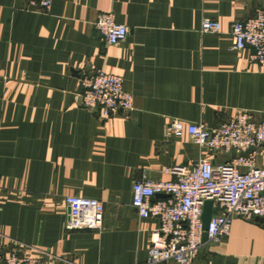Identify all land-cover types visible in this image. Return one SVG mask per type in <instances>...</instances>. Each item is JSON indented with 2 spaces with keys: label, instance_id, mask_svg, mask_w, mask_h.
I'll return each instance as SVG.
<instances>
[{
  "label": "crops",
  "instance_id": "crops-1",
  "mask_svg": "<svg viewBox=\"0 0 264 264\" xmlns=\"http://www.w3.org/2000/svg\"><path fill=\"white\" fill-rule=\"evenodd\" d=\"M27 7L0 0V253L15 247L37 264H146L159 219L138 216L134 182L172 181L168 168L231 158L188 135L168 137L169 123L216 127L238 111L264 116V64L250 60L251 49H231L233 23L264 9V0ZM102 13L129 28L125 41L109 45L98 34ZM206 18L220 31L202 33ZM100 69L123 78L131 112L101 119L82 106V83ZM257 166L264 168V147ZM70 196L104 204L102 229L66 230ZM193 264H264L262 223L235 219Z\"/></svg>",
  "mask_w": 264,
  "mask_h": 264
},
{
  "label": "built area",
  "instance_id": "built-area-1",
  "mask_svg": "<svg viewBox=\"0 0 264 264\" xmlns=\"http://www.w3.org/2000/svg\"><path fill=\"white\" fill-rule=\"evenodd\" d=\"M28 9L48 12L53 0H27ZM98 34L109 44L125 41L129 28L117 24L111 13L99 14L95 22ZM218 21L203 19L202 33H217ZM233 51L251 49L250 60L264 64V9L232 25ZM82 106L98 113L101 119L128 114L133 110L134 96L124 88L119 75L97 70L86 77L80 94ZM168 137L190 136L194 143L213 154L230 156L214 164L203 158L192 168L175 166L165 170L172 181L136 180L132 206L141 219L157 218L159 227L152 232V244L146 264L173 262L193 264L201 249L205 232L203 210L212 201L218 212L213 214L207 232L208 243H219L230 234L235 219L262 218L264 227V168L257 158L264 147V116L238 111L216 127L186 123L173 119L166 130ZM157 196H165L155 200ZM67 231L100 230L104 221V204L95 198L70 196ZM36 258L13 247L0 253V264H37Z\"/></svg>",
  "mask_w": 264,
  "mask_h": 264
},
{
  "label": "water",
  "instance_id": "water-1",
  "mask_svg": "<svg viewBox=\"0 0 264 264\" xmlns=\"http://www.w3.org/2000/svg\"><path fill=\"white\" fill-rule=\"evenodd\" d=\"M218 212L217 208H215L213 206V202L212 201H207L204 205V210H203V216H202V220H203V225H204V234H203V242L204 243H208V235H207V230L209 227V222L210 219L212 217L213 214H216ZM258 222H262L263 219L262 218H256L255 219Z\"/></svg>",
  "mask_w": 264,
  "mask_h": 264
}]
</instances>
